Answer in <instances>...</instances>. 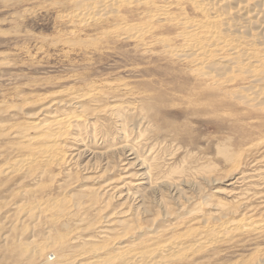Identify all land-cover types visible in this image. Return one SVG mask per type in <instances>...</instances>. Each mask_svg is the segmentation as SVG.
Segmentation results:
<instances>
[{
    "label": "rangeland",
    "instance_id": "374dc122",
    "mask_svg": "<svg viewBox=\"0 0 264 264\" xmlns=\"http://www.w3.org/2000/svg\"><path fill=\"white\" fill-rule=\"evenodd\" d=\"M74 1L0 0V264L113 260L176 237L183 251L164 264H264V232L247 225L264 222V198L246 200L264 196V174L231 186L241 174L225 158L249 173L264 156V115L245 118L234 99L249 81L203 77L176 55L177 23L199 18L190 6L163 22L132 5L80 24ZM63 117L60 136L50 123ZM50 135L64 164L9 170ZM240 220L245 228L194 247L196 235Z\"/></svg>",
    "mask_w": 264,
    "mask_h": 264
},
{
    "label": "bare ground",
    "instance_id": "6f19581e",
    "mask_svg": "<svg viewBox=\"0 0 264 264\" xmlns=\"http://www.w3.org/2000/svg\"><path fill=\"white\" fill-rule=\"evenodd\" d=\"M154 1L75 0L74 4L77 8L73 12V19L80 24H86V22L90 21L95 22L96 20L116 17L119 15L118 13L121 12L120 10L123 7L141 5V7L144 6L147 8L146 14L151 20L163 22V19L167 15L169 18L168 11L170 9L182 8L183 10L184 8L181 7L182 5L190 6L193 12L196 15L198 14L199 18L194 20H190L189 18V20L183 19L182 22L177 23V26L184 30V33L180 36V40L185 46L182 47L180 51H177L176 55L191 59L194 64L200 65L203 71L201 75L206 78L218 81L223 80L224 82L230 83L232 81L234 82V79L238 78L239 74V76L243 77L244 80H247L250 83L249 87L238 88L237 91L240 90L243 92L234 96L235 101L240 106L249 110L247 114L248 117L245 118H253L252 116H255V114L259 112L264 115V0H164L165 2L162 6L159 7L158 5L159 8L156 6V9H152ZM140 32L142 33V31ZM82 101L80 98L72 99L73 106ZM53 105H55V103ZM69 122V118L63 117L56 119L54 122L50 123V125L57 129V134L62 136L65 133ZM45 125L39 126L38 124H34L35 128L38 129L45 127ZM260 129L261 131L258 132H262V129L264 130V125H260ZM58 137L59 136L57 135H50L47 140L49 143L47 146L40 148L34 155H27L19 160H15L8 167L9 170L11 172H14V170L19 171L29 166L38 165V163L45 164L46 166H59L64 164L67 159L58 143ZM252 145L253 143L250 145L248 144V147L251 149ZM225 158L229 162L234 160V162H232V173L230 172V174H241V177L238 179H236V177L232 179L234 181L236 179V181L234 184H231V186H235V184L239 183H246V180L253 179L254 177H260L257 179L260 180L261 176H259V174H264V172H262L264 171V156L259 158V160L255 159V161H252L255 164L253 163V165L250 166L254 169L250 171L248 170L249 173L252 172L250 175L248 172L244 170L242 171V164L238 162L239 158L238 161L234 159L233 155H226ZM252 162L250 164H252ZM123 184L125 186L132 185L133 181H130L129 183L125 182ZM123 188L125 187H122V189ZM111 190L113 189L111 188ZM263 198V194L254 193L250 199L247 198L246 200L247 202L252 199H258L261 201ZM37 210L44 212L41 206H38ZM255 210L256 208L250 207L249 214L255 213ZM242 221L243 220L237 222L231 221L223 224L218 223V225L215 226L218 229L223 227H227L226 229H228V227L230 228L223 233H215L214 230H211L206 233V236L202 235L204 233L196 235L194 247L205 244V239L209 235L216 237L218 240L225 238L228 236L227 234L241 230L243 227ZM238 224L240 226H238ZM247 225H250L249 227L254 228L258 233L264 232V222L254 225L253 222L250 221ZM215 227L214 229H216ZM243 228H245V226ZM185 238L186 237H184V239ZM180 242V238L176 237L169 239L162 244L151 243L140 245L142 248L141 252L135 254H131L129 252V247L126 246L121 252L115 255L113 260H90L91 262L84 264H164V258H162L163 255L183 251V245ZM50 245L54 244H49V246ZM39 248L40 249L35 250H38L40 254L42 251H45L43 248ZM98 250L99 249L94 248L90 251L91 253H95L98 252ZM84 255L86 254L82 253L78 255V257L82 258ZM73 261H66L63 264H74Z\"/></svg>",
    "mask_w": 264,
    "mask_h": 264
}]
</instances>
